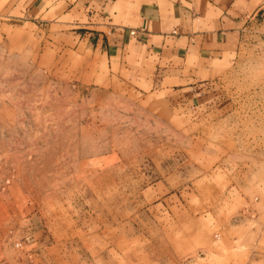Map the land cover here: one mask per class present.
Here are the masks:
<instances>
[{
  "label": "rangeland",
  "instance_id": "obj_1",
  "mask_svg": "<svg viewBox=\"0 0 264 264\" xmlns=\"http://www.w3.org/2000/svg\"><path fill=\"white\" fill-rule=\"evenodd\" d=\"M7 1L0 264H264L263 17L207 110L179 112L86 28L8 19Z\"/></svg>",
  "mask_w": 264,
  "mask_h": 264
},
{
  "label": "crops",
  "instance_id": "obj_2",
  "mask_svg": "<svg viewBox=\"0 0 264 264\" xmlns=\"http://www.w3.org/2000/svg\"><path fill=\"white\" fill-rule=\"evenodd\" d=\"M7 3L6 18L11 20L42 19L53 10L56 21L69 19L66 27L86 28L93 45L114 67L132 72L136 84H151L148 92H164L162 99L169 97L179 112L207 110L214 97L207 88L220 67L240 49L246 30L264 19V0Z\"/></svg>",
  "mask_w": 264,
  "mask_h": 264
},
{
  "label": "water",
  "instance_id": "obj_3",
  "mask_svg": "<svg viewBox=\"0 0 264 264\" xmlns=\"http://www.w3.org/2000/svg\"><path fill=\"white\" fill-rule=\"evenodd\" d=\"M204 255H205V253H202V254H201V256H204Z\"/></svg>",
  "mask_w": 264,
  "mask_h": 264
}]
</instances>
